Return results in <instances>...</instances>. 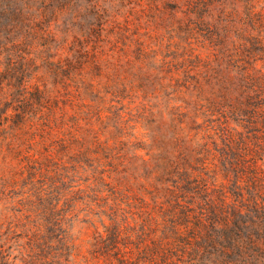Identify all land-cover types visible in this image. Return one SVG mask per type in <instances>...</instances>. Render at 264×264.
I'll return each instance as SVG.
<instances>
[{
  "label": "trees",
  "instance_id": "1",
  "mask_svg": "<svg viewBox=\"0 0 264 264\" xmlns=\"http://www.w3.org/2000/svg\"><path fill=\"white\" fill-rule=\"evenodd\" d=\"M0 200V264H264V0H0Z\"/></svg>",
  "mask_w": 264,
  "mask_h": 264
},
{
  "label": "rangeland",
  "instance_id": "2",
  "mask_svg": "<svg viewBox=\"0 0 264 264\" xmlns=\"http://www.w3.org/2000/svg\"><path fill=\"white\" fill-rule=\"evenodd\" d=\"M148 14V13H147ZM88 21H90V18H86L81 20L84 24H86ZM142 27L146 29V31H153L156 29V25L153 23L146 24L145 22L142 24ZM162 35H164L163 32H160ZM136 109V102L132 103L128 99L119 101L118 103H114L113 111L114 113H117L118 115H123L126 120L131 121L132 115H136L137 112ZM13 203L5 200H0V246L6 249V254H9V260H13V257L16 255V244L13 240H10L8 242H5V228L4 225H6L9 222H12V213L13 211ZM10 224V223H9ZM14 264H19L18 259L13 262Z\"/></svg>",
  "mask_w": 264,
  "mask_h": 264
}]
</instances>
